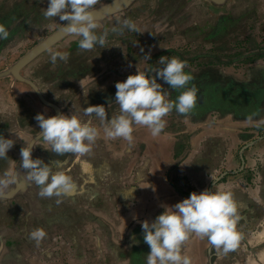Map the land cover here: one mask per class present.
Instances as JSON below:
<instances>
[{
  "label": "crops",
  "instance_id": "crops-1",
  "mask_svg": "<svg viewBox=\"0 0 264 264\" xmlns=\"http://www.w3.org/2000/svg\"><path fill=\"white\" fill-rule=\"evenodd\" d=\"M135 1L96 19V33H107L103 47L81 49L80 37L68 33L23 66L22 78L14 74L12 88L0 78V109H7L0 112V126L12 127L0 135L15 140L0 159V178L15 173V182L0 188V264H146L150 249L141 222L154 220L164 204L212 187L209 174L237 204V246L225 252L193 233L182 254L191 264H248L253 252L264 250V30L248 27L243 41L239 28L227 31L250 14L264 25V0ZM27 11L8 31L22 44L26 29L39 25V10ZM124 19L138 30L124 28ZM249 42L253 48L243 49ZM199 44L207 47L204 53L196 51ZM55 51L68 52L67 60L53 63ZM161 56L186 62L194 77L186 87L197 89L195 108L185 115L170 111L157 136L134 124L131 142L107 137V121L86 116L84 108L104 104L107 119L118 115L116 82L137 68L155 78ZM157 82L169 101L185 90ZM38 113L78 114L91 119L99 135L82 156L51 152L41 145L51 148L40 137ZM33 140V158L71 175L72 194L42 198L40 187L26 179L20 149ZM38 228L45 231L39 243L31 237Z\"/></svg>",
  "mask_w": 264,
  "mask_h": 264
},
{
  "label": "clouds",
  "instance_id": "clouds-1",
  "mask_svg": "<svg viewBox=\"0 0 264 264\" xmlns=\"http://www.w3.org/2000/svg\"><path fill=\"white\" fill-rule=\"evenodd\" d=\"M97 2L98 0H48L43 16L46 19L57 17L65 21V31L80 37V48L92 50L97 44L103 47L107 37V33L98 35L95 31L98 23L92 9ZM122 23L128 30H138L130 19H124ZM8 36V30L0 24V40L7 39ZM68 55V52L55 51L51 55V60L53 63L57 58L67 60ZM159 63L163 67L156 71L155 78L150 79L137 68L134 74L116 82L114 101L119 105L118 115L107 119L104 104L90 105L84 108V114L91 117L95 113L101 121L106 120L104 132L109 138H124L131 142L134 124L146 126L153 136L159 135L166 126L163 118L170 111L185 115L190 113L197 103V89L186 87L194 78L190 72L185 71L186 62L176 57L167 59L161 56ZM157 80L173 89L185 90L176 101H169L168 94L163 91L161 83ZM111 102L109 101V104ZM35 119L41 129L40 137L48 142L51 148L41 145L60 155L74 153L82 156L88 153L99 135L91 119L83 120L75 113L51 116L38 113ZM15 135L23 139L20 133ZM14 144V139L0 135V159L8 157ZM36 145L34 140L25 141L20 149V166L27 170L26 179L40 187L39 195L42 198L72 194L76 190L72 176L65 171H53L49 163L43 159L33 158V149ZM209 178L212 187L199 192L193 191L174 205L164 204L162 207L165 210L154 220L145 219L141 222L143 239L150 249L146 264H191V258L182 254V247L193 233L207 237L213 247L223 248L225 252L236 248L239 240L237 204L231 192L216 187L218 181L216 175L209 174ZM14 182V171H6L4 178H0V188ZM59 202L57 200V203ZM31 237L39 243L45 237V231L42 228L35 229Z\"/></svg>",
  "mask_w": 264,
  "mask_h": 264
},
{
  "label": "rangeland",
  "instance_id": "rangeland-1",
  "mask_svg": "<svg viewBox=\"0 0 264 264\" xmlns=\"http://www.w3.org/2000/svg\"><path fill=\"white\" fill-rule=\"evenodd\" d=\"M113 0H98L97 4L94 5L93 9L98 8L102 5H105ZM146 2L145 0H142V2ZM155 0H152L151 2H154ZM141 2V0H136V3ZM208 2V1H207ZM154 4V3H153ZM48 6V0H0V24H3L8 31H11L14 27L16 22L20 19L27 17V9H38L39 12V25L35 27H28L27 29L24 27L25 33L22 34L24 43H18L17 35H14L13 37L11 35L8 36L5 41L0 40V78L4 79V85L7 87V85L12 88L13 83L16 81L13 73V67L16 65V63L25 56L30 50H32L39 42H41L45 37H47L50 33H52L55 29L60 27L61 25L65 24V21L59 20L57 17L46 19L43 16V12L46 10ZM35 13V12H34ZM18 19V20H17ZM12 20H14L12 22ZM256 17L252 14L248 15L246 18H244L241 22L238 24H230L227 26V31L233 32L234 34L236 31H239V38L238 41H243L246 36H248L250 29L255 31H261V34L264 30L263 23L257 24L255 22ZM36 22V21H34ZM247 27V28H246ZM239 28L240 30H236ZM236 30V31H235ZM240 32H243V34H240ZM19 38V37H18ZM15 39V40H12ZM21 42V41H20ZM235 41L234 43H236ZM18 45V46H17ZM248 48H243L245 50H250L253 48L251 45V42L247 43ZM264 46V45H263ZM226 45L224 46V48ZM19 51L18 54H16L14 57L12 55V52ZM207 50V47L202 46L201 44L198 45L196 48V51H204ZM0 79V80H1ZM1 105V102H0ZM1 108H4L1 106ZM6 109V108H4ZM0 112H7V109ZM8 127V128H6ZM6 127L0 126V131L2 130H11L12 127L10 125H7ZM5 128V129H3ZM248 264H264V250L258 251L252 253Z\"/></svg>",
  "mask_w": 264,
  "mask_h": 264
},
{
  "label": "water",
  "instance_id": "water-1",
  "mask_svg": "<svg viewBox=\"0 0 264 264\" xmlns=\"http://www.w3.org/2000/svg\"><path fill=\"white\" fill-rule=\"evenodd\" d=\"M132 1L134 0H113L105 5H102L98 8L92 9L94 12V15L96 19L103 18L105 16H108L112 13H115L125 7H127ZM216 2H222L223 0H214ZM66 24L60 28L56 33L49 36L47 39L39 43L37 46H35L32 50H30L22 59H20L16 65L13 68L14 74L22 78L20 74V70L23 66H25L29 61H31L35 56L43 52L45 49L53 45L55 42H57L59 39H61L63 36L68 34L65 31Z\"/></svg>",
  "mask_w": 264,
  "mask_h": 264
}]
</instances>
